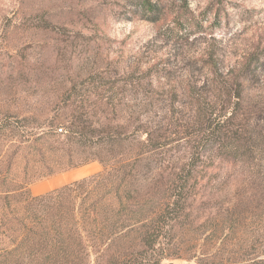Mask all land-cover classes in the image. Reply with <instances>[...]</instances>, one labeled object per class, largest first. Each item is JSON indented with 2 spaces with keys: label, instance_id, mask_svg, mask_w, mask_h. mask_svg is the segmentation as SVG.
<instances>
[{
  "label": "rangeland",
  "instance_id": "374dc122",
  "mask_svg": "<svg viewBox=\"0 0 264 264\" xmlns=\"http://www.w3.org/2000/svg\"><path fill=\"white\" fill-rule=\"evenodd\" d=\"M152 1L158 21L130 12L141 0H0V264H264V0ZM84 126L128 138L53 170ZM120 159L134 169L100 199L95 183L12 210L26 198L7 189ZM147 222L164 226L148 253Z\"/></svg>",
  "mask_w": 264,
  "mask_h": 264
},
{
  "label": "trees",
  "instance_id": "16d2710c",
  "mask_svg": "<svg viewBox=\"0 0 264 264\" xmlns=\"http://www.w3.org/2000/svg\"><path fill=\"white\" fill-rule=\"evenodd\" d=\"M130 12H132L133 15H136L139 18L152 20V21H158L162 14L159 3L152 1V0H141V2L136 4L135 8H130ZM1 126L2 125L0 123V127ZM86 127H88V129ZM61 131H63V128H61ZM124 135H125L124 132L111 133L110 131H107V132L102 131V130L97 131L96 128L94 127L89 128V126H84L81 128L68 127L66 130L65 137L59 140V144L54 151L55 161L58 163V167L57 169H53V170H58V169L60 170V169H65L69 167H76V166L85 164L89 161H93L96 159V157H93V156H85L83 158H81V156H77L80 150L82 152L86 151L88 153L89 149L99 147L100 151H106V153L108 152V154H110L112 153L110 149H113L117 147L118 145L124 144V142L128 138L127 136H124ZM17 147H21V145H18ZM126 162H129V161L127 159H120L118 162H116L118 163L119 166L117 164L107 166V168L105 167V170L101 171L100 173L96 175H93L91 177L84 178L82 180L75 181L71 184L65 185L60 190H54V191L41 194V195H36V196L30 195L26 187H24L23 185H20L13 189H7L6 191L8 192L9 195L12 194L10 193V191H15L13 194L18 193V195L20 194L21 196L26 198L25 204L20 202L17 205H15L14 209H12L13 207L11 209L13 210V212L16 213L18 209L19 208L22 209V207L27 212L31 210L35 211V209L40 208V205H49V203L52 204V207H53L54 205L53 202H57V204L58 202H60V198H62L63 192L67 190L70 191L74 187H85L89 189L95 183H98L96 188L101 190V192H99L96 196L97 198L100 199L102 198L103 195L106 194V192H108V190H110L109 188L114 189L115 187L109 182L105 184H99V183H103V182H99V180H104L105 178H109V177H118V175H120L121 173L125 174V172L126 174H129V172H131V169L133 171L134 167H131L130 169H128L127 166L130 163H126ZM136 162L138 161H133V163H136ZM123 163L125 164L123 165ZM53 172L54 171H51L49 172V174H52ZM179 180L176 183V186L182 193L184 190L185 181L183 177H179ZM24 185H28V183H25ZM116 188H119V187H116ZM100 193H102V195H100ZM22 204L23 206H21ZM58 206L59 205H57V207ZM163 216H165V213H163ZM25 217L26 216H24V218ZM160 219H162V217H160ZM158 223H154L153 227H150L152 223L150 224L147 222L145 225V230L147 228L148 229L146 232L144 231L145 234H143L144 236L142 239L143 241L142 244L144 248H146L147 253L150 252L149 250H152L153 252L156 251V244L158 243V239L164 228L163 224L160 225ZM0 254L2 256V253ZM119 260L120 259H117L116 257H112L108 264H128V261L121 262ZM144 262H145L144 258H141V260H138V264H144ZM152 263L161 264V260H154V262ZM130 264H136V263L133 262Z\"/></svg>",
  "mask_w": 264,
  "mask_h": 264
},
{
  "label": "water",
  "instance_id": "95a60500",
  "mask_svg": "<svg viewBox=\"0 0 264 264\" xmlns=\"http://www.w3.org/2000/svg\"><path fill=\"white\" fill-rule=\"evenodd\" d=\"M161 264H173V263H170V262H163Z\"/></svg>",
  "mask_w": 264,
  "mask_h": 264
}]
</instances>
